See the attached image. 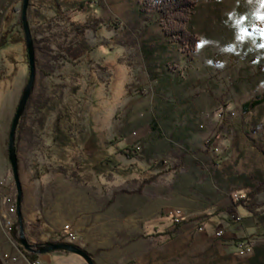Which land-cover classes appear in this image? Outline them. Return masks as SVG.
<instances>
[{"label":"rangeland","instance_id":"obj_1","mask_svg":"<svg viewBox=\"0 0 264 264\" xmlns=\"http://www.w3.org/2000/svg\"><path fill=\"white\" fill-rule=\"evenodd\" d=\"M80 1L32 0L26 12L36 41L35 79L16 153L21 192L37 214L35 225L23 226L28 243H41L33 233L49 234L42 211L48 200L53 212L58 195L54 178L62 167L92 187L93 216L101 219L109 245L118 248L94 255V264L163 259L198 264L201 254L218 250L220 264H264L261 228L246 230L253 235L249 254L241 257L233 247L243 236L239 224L250 221L242 210V220L230 225L221 216L200 231L186 226L162 249H153L151 240L131 243L154 229L170 228V218L191 219L229 206L236 197H243L246 206L264 205V99L242 109L264 96V20L257 19L264 16L262 0H190L195 9L185 29L197 45L189 57L176 36L165 35L160 15L141 13V0H93L82 14L71 15L79 24L101 21L99 30L85 34L90 51L58 67L54 52L43 49L45 24L55 14V3L65 12ZM20 4L0 0V38L10 42L0 48V264L33 261L9 240V228L3 225L5 200H14L17 193L7 138L28 81ZM209 140L213 143L207 148ZM123 146L135 149L136 157L116 155ZM152 176L155 181L141 195L120 193L138 190V182ZM255 223L264 225V211ZM218 230L224 232L221 241L215 238ZM213 244L219 248L209 247ZM34 260L86 264L65 252Z\"/></svg>","mask_w":264,"mask_h":264},{"label":"trees","instance_id":"obj_2","mask_svg":"<svg viewBox=\"0 0 264 264\" xmlns=\"http://www.w3.org/2000/svg\"><path fill=\"white\" fill-rule=\"evenodd\" d=\"M92 4H93V0H82L79 2L78 7L75 8L74 10H66L65 12H61L59 5L55 3L54 5L55 14L45 24L47 35L42 40V42L44 43V47H43L44 50L49 51V53L54 52V54L52 55V61L58 67L64 64H72L74 60L76 61L82 55L90 51V46L87 44L85 34L87 31L96 32L97 30H99L101 21L99 19L93 18L84 22L83 24H79L78 22L71 21V15L74 13L82 14L85 8L87 6H91ZM21 8H22V0L20 4V10ZM31 8H32V0H29L28 11H30ZM194 9H195V4L190 0H141V13L143 14L155 13L160 15L162 17V23L164 24L163 32L168 37L176 36L178 38L181 45V52L187 57H189L190 54L194 52L195 47L197 45L196 38L193 35L189 34L185 29V26L187 25L189 18L192 15ZM33 16L36 17L35 15ZM29 17L30 16H28V18ZM28 26H30L29 22H28ZM22 42L24 45L25 59L27 61L24 36L22 37ZM32 42L34 46L36 44V41L33 38H32ZM7 43H10L7 40V38L4 35L1 36L0 48H2ZM41 73L45 77H48L43 71H41ZM263 99L264 96L258 98V100L244 104L242 107L243 111L246 112L248 109L258 105L260 101H262ZM27 107H28V102L26 104L24 113L26 112ZM22 119L23 116L20 118L16 130L15 148H17L16 147L17 134L18 131L20 130ZM114 140L115 143L119 142V140L118 139L116 140V138ZM212 143L213 140H209L208 143L206 144V147L209 148L212 145ZM116 155H121L125 157L127 160H132L136 157V150L133 149L132 147L123 146L122 149L116 150ZM57 170L63 173L71 181L74 182L80 181L77 173L71 172V174H68V171L62 167H58ZM154 181H155V176H152L149 179H142L141 181L138 182L139 183L138 190L127 191L124 189V190H120V193L141 195V190L146 185ZM15 201H16V195H15ZM263 209H264L263 204L246 206L244 200H238L233 202L229 206L208 211L200 216L191 219L177 220L175 218H170L171 220L170 228L165 229L162 232H157V230L154 229L152 234H143L132 238L131 243L139 239L151 240L152 244L158 248L165 243L177 240L182 234L183 228L186 226H192L195 231H200L209 222L213 220H217L221 216H224L226 218V220H224L225 224L230 225L231 223L233 224L234 222H240L242 220V218L238 217L240 210L246 213V215H248L249 217L255 219L259 213H262V211H264ZM258 228L264 230L263 225L259 226L258 224H255L254 229H258ZM8 238L11 242L18 244L19 226L17 220H15L13 226L9 228ZM250 238L251 236L243 237L241 239L233 241L232 242L233 247L239 249L243 246H250V242H249ZM60 243L62 242L57 241L55 244H60ZM28 244L32 248H36V247L38 248L42 245L41 243H37V242L28 243ZM99 253L100 252H98V254ZM25 254L29 259L32 260H34L38 256L36 254H30L27 252H25Z\"/></svg>","mask_w":264,"mask_h":264},{"label":"crops","instance_id":"obj_3","mask_svg":"<svg viewBox=\"0 0 264 264\" xmlns=\"http://www.w3.org/2000/svg\"><path fill=\"white\" fill-rule=\"evenodd\" d=\"M54 182L56 183V186L58 188V195L57 201L54 203L55 207L53 209V212H51L49 207L47 206L48 200L45 201L46 203H44L45 206L43 207L42 211V220L44 225L48 227L49 234H38V236H36L35 233H33V240H37L41 243L56 242L60 239L62 228L65 225H68L76 236V243H73V245L85 251L90 257H93L94 255H105L109 253L111 249H118L109 245L110 238L108 236V233L102 229L103 225L101 219L99 217L94 218L93 216L94 196L92 193V187H90L88 183H85L81 180L79 182L71 181L61 172L55 175ZM33 208L34 205L32 204L30 198L25 197L24 191H22L20 212L24 226L29 224H36L37 214L32 211ZM247 220H250L248 226L243 225L242 222L239 225L243 229V236L241 238L251 236V238L249 239L251 246L253 235L246 233V230L254 228L256 223L255 219L249 216H247ZM253 241L257 242L258 239H254ZM171 242L165 243L158 248L152 244V248L155 250L162 249L163 247L170 245ZM192 245L193 244L187 246L192 247ZM209 247L216 249L219 248L214 244L209 245ZM98 252L100 253L98 254ZM251 255L252 254L248 255V257H251ZM200 256L201 259L197 262L198 264H220L219 261L221 253L219 252V250L217 251V253L207 255L201 254ZM259 261L260 259H258L257 263L261 262ZM126 264L148 263L145 261L136 260V262L129 261ZM155 264L175 263L170 262V260L168 259H163L162 261H156Z\"/></svg>","mask_w":264,"mask_h":264},{"label":"water","instance_id":"obj_4","mask_svg":"<svg viewBox=\"0 0 264 264\" xmlns=\"http://www.w3.org/2000/svg\"><path fill=\"white\" fill-rule=\"evenodd\" d=\"M29 0H22V8H21V26L23 29L24 40H25V48H26V56L28 63V81L26 86L21 94L19 102L16 106L13 118L10 123L8 138H7V160L11 169V173L13 176V182L16 187V220L19 226V241L18 244L23 248V250L30 254H36L38 256L47 255L55 252H65L69 254L76 255L80 257L86 264H94L91 257L83 250H80L76 246L66 244V243H43L40 247L32 248L25 236L23 231V221L20 212V204L22 200V192L19 184L18 177V162H17V153L15 148V135L18 123L20 118L22 117L26 104L30 98L32 88L34 85L35 79V61H34V46L31 38V34L29 31L26 12L28 8Z\"/></svg>","mask_w":264,"mask_h":264},{"label":"built area","instance_id":"obj_5","mask_svg":"<svg viewBox=\"0 0 264 264\" xmlns=\"http://www.w3.org/2000/svg\"><path fill=\"white\" fill-rule=\"evenodd\" d=\"M238 200H243V197H236V201ZM6 201V205H7V210L5 212V215L3 217V225L4 228H11L16 220V201L11 200V199H7ZM224 236V232L222 230H218L215 233V238L219 241H221L223 239ZM76 240V236L74 234V232L72 231V229L68 226L65 225L62 230H61V241L62 243H66V244H72L74 241ZM238 255L239 256H245L247 254L250 253L251 251V247L250 246H243L241 248L238 249ZM5 259H8L7 256H5ZM17 260V258H11L10 261L11 262H15ZM25 264H44L41 261L38 260H33L30 262H26Z\"/></svg>","mask_w":264,"mask_h":264},{"label":"snow or ice","instance_id":"obj_6","mask_svg":"<svg viewBox=\"0 0 264 264\" xmlns=\"http://www.w3.org/2000/svg\"><path fill=\"white\" fill-rule=\"evenodd\" d=\"M262 3H264V0H262ZM257 19H261V20H264V16H261V17H257ZM251 26V21L249 20V23L246 27H244V30L247 31V28Z\"/></svg>","mask_w":264,"mask_h":264}]
</instances>
